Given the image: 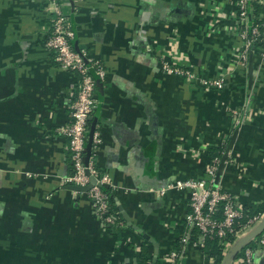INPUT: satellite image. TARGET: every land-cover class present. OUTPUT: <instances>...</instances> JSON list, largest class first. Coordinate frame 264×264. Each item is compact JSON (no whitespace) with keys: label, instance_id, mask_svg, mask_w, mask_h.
<instances>
[{"label":"crops","instance_id":"crops-1","mask_svg":"<svg viewBox=\"0 0 264 264\" xmlns=\"http://www.w3.org/2000/svg\"><path fill=\"white\" fill-rule=\"evenodd\" d=\"M235 1L63 5L73 47L105 69L89 120L100 137L94 165L111 179L130 224L158 245L154 264H172L175 242L187 232L176 263L211 264L191 242L190 191L166 189L206 179L209 149L223 152L221 191L242 208L264 201V53L253 46L239 59L244 50ZM47 8L46 0H0V264H136L147 241L122 216L123 226L114 227L125 231L117 238L86 195L62 185L72 166L59 129L70 120V86L77 78L56 66L45 45ZM254 9L251 22L259 23L263 12L255 17ZM164 63L204 79L221 77L224 88L192 86L163 72ZM243 109L247 119L235 131L231 112ZM150 246L147 264H153ZM254 252L255 264H264L263 248Z\"/></svg>","mask_w":264,"mask_h":264},{"label":"built area","instance_id":"built-area-1","mask_svg":"<svg viewBox=\"0 0 264 264\" xmlns=\"http://www.w3.org/2000/svg\"><path fill=\"white\" fill-rule=\"evenodd\" d=\"M73 0H46L49 12L48 35L45 45L53 55L56 66L65 72L76 76L75 85L70 86L72 93L69 103V122L59 129V132L67 139L69 158L72 172L63 179L64 186L85 187L90 184V179L95 183L85 193L92 202L93 210L105 226H123L122 219L109 211L108 195L104 188L114 190V185L109 176L100 173L93 161V156L100 143V137L94 132L91 142V155L87 164L84 162L85 147L90 131V116L95 109V89L97 82H102L105 77V69L101 62L89 58L85 50L73 47L72 41L75 34L68 15L63 9L64 2ZM256 3L264 7V0H236L235 17L241 27L240 37L243 41L242 49L238 55L240 60H245V53L255 44L264 53V12L259 23H252V4ZM163 72H170L184 78L192 86L199 85L204 90H222L225 82L223 78L204 79L192 72L187 67L178 64L164 63ZM232 129L238 131L247 119L246 110L241 112L232 111ZM223 152L219 157L212 159L206 169V179L176 181L167 185L166 189H188L190 191L186 216L187 226L197 229L198 236L194 242L200 248L204 241L217 238L223 248L224 254L241 239L246 231L255 229L264 218V213L257 214L243 221L244 210L237 199L221 191L217 185V172L221 164ZM243 221V222H242ZM229 238H234L233 241ZM188 232L186 236L179 239L180 246L170 255L172 264L182 250L183 245L189 241ZM264 247V230L256 241V248H246L241 260L237 264H255L254 251Z\"/></svg>","mask_w":264,"mask_h":264},{"label":"trees","instance_id":"trees-1","mask_svg":"<svg viewBox=\"0 0 264 264\" xmlns=\"http://www.w3.org/2000/svg\"><path fill=\"white\" fill-rule=\"evenodd\" d=\"M252 7H254L255 9V17L256 15H258L260 12H264V7L260 6V5H253ZM253 13V16H254ZM256 47H258V44H255ZM221 153V150L219 148L213 147L211 149L208 150V157L210 159V161L216 157H219ZM103 191L108 195V202H109V211L111 213L116 214L117 216H119L121 218V215L119 214V210L115 201V197H116V193L114 190H111L109 188H104ZM244 210V215L245 217L243 218V221H245L247 218L253 217L257 214H262L264 213V201L258 205H252V206H247L243 208ZM242 221V222H243ZM113 227V226H112ZM114 231L116 233L117 238H120L123 231H125L124 228H118V227H114ZM198 231L196 228L193 229V231H191V241L195 240L196 237L198 236ZM258 238H256L255 240L249 242L247 245H245L240 252H238L235 255V259H239L243 256V251L246 248H250V249H254L256 248V241ZM229 240L233 241L234 238H229ZM180 243L177 240L175 242V248H179ZM151 251V246L148 242H145L143 245H141L140 247V253L137 259L136 264H147V262L149 261V259H151V255L150 252ZM201 251L205 257V259L207 261H210L211 264H221L223 259H224V252H223V248L221 247V245L219 244V241L217 238H213V239H206L204 241V245L201 248ZM150 255V256H149ZM150 257V258H149Z\"/></svg>","mask_w":264,"mask_h":264},{"label":"water","instance_id":"water-1","mask_svg":"<svg viewBox=\"0 0 264 264\" xmlns=\"http://www.w3.org/2000/svg\"><path fill=\"white\" fill-rule=\"evenodd\" d=\"M74 48L76 49V47L74 46ZM100 82H97V85H99ZM95 132V122H93L90 126V131H89V134H88V140H87V144H86V147H85V157H84V162L85 164H87L88 162V159L90 158V155H91V142H92V139H93V134ZM224 159V158H223ZM95 183V180L94 179H90V184L85 186V187H79V186H66V189L67 190H70V191H73V192H76V193H85L87 192L92 184ZM118 210L122 216V219L126 222L127 226L132 228L134 231H136L139 235L142 236L143 240L149 242L152 247H153V264L156 262V257L158 255V245L156 244V242L151 239L148 235L144 234L142 232V230H139V228L135 227V226H132L130 224V219L129 217L127 216L126 213H124L121 209L120 206H118ZM264 230V218L262 219L261 223L255 228L253 229L252 231L249 232L248 235H246L245 237L241 238L240 240H238L234 246L231 248V250L229 251V253L224 257V261L225 263H227V261L230 260V258H234L235 255L240 252V250L248 243L250 242L251 240H254L255 238H258L262 232ZM263 250H264V247H263Z\"/></svg>","mask_w":264,"mask_h":264}]
</instances>
